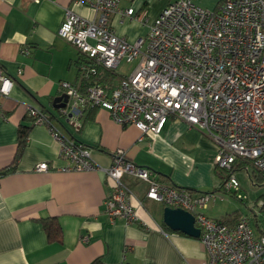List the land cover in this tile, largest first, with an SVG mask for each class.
I'll use <instances>...</instances> for the list:
<instances>
[{"label":"crops","instance_id":"crops-1","mask_svg":"<svg viewBox=\"0 0 264 264\" xmlns=\"http://www.w3.org/2000/svg\"><path fill=\"white\" fill-rule=\"evenodd\" d=\"M170 1L121 0L119 10L132 7L133 13H114L110 25L117 36L133 42L146 35L148 24ZM66 9L97 16L75 0H0V66L12 80L9 93L0 95V170L13 161L20 125L29 127L15 170L0 178V264H206L198 238L164 229L165 205L146 196L142 180L122 177L134 194L137 220L110 223L104 206L112 191L109 178L102 170H63L67 162L58 141L28 117L29 105L41 108L63 134L86 144L101 168L109 167L113 151L122 148L136 165L194 195L214 192L219 184L215 145L207 133L181 119L170 117L159 134H142L113 120L104 108L86 107L75 129L53 106L65 93L61 81L81 93L87 87L79 70L85 56L58 36ZM132 68L122 76L115 71L104 83L117 84ZM40 162H47L49 170L35 171ZM208 208L204 213L210 218L223 215L215 217ZM46 217L59 224L60 241L48 238L41 222Z\"/></svg>","mask_w":264,"mask_h":264},{"label":"built area","instance_id":"built-area-1","mask_svg":"<svg viewBox=\"0 0 264 264\" xmlns=\"http://www.w3.org/2000/svg\"><path fill=\"white\" fill-rule=\"evenodd\" d=\"M120 1L75 0L97 12L93 18L65 10L58 36L85 56L79 66L83 78L96 77L100 68L115 71L123 61L136 62L117 84L94 81L85 93L61 81L68 95L61 115L78 129L84 108H104L116 122L150 135L159 134L170 117L181 119L207 133L215 145V165L230 171L226 190L243 200L234 163L248 160L264 173V0H223L213 9L194 0H171L148 24L146 35L133 42L117 36L110 25L114 13H133L132 7L119 10ZM11 86L0 68V95ZM27 114L58 141L67 162L63 170H102L109 178L112 191L104 206L110 223L137 220L134 194L122 181L127 174L146 182L148 198L194 215L206 264H264V234L256 235L246 216L229 228L204 213L208 202L218 198L215 193L194 195L165 184L153 170L128 159L122 148L113 151L109 167L101 168L89 147L63 134L41 108L29 105ZM49 168L40 162L34 170Z\"/></svg>","mask_w":264,"mask_h":264},{"label":"rangeland","instance_id":"rangeland-1","mask_svg":"<svg viewBox=\"0 0 264 264\" xmlns=\"http://www.w3.org/2000/svg\"><path fill=\"white\" fill-rule=\"evenodd\" d=\"M222 0H194V3L198 6L205 8H215ZM133 63L122 62L120 66L115 70L119 76L125 75L134 66ZM251 162V161H250ZM243 163L244 165L236 166L233 170L236 178L240 183L239 193L243 200H239L234 196V190L227 191L224 184L223 189L217 192V196H221L215 200L216 206H212V201L208 202L209 212L216 215L219 212L222 214L231 215H244L250 219V224L256 235L264 233V179L254 176L252 173L251 163ZM223 175L226 174L223 169L221 170ZM216 175V174H215ZM225 183V182H224ZM222 216V215H221Z\"/></svg>","mask_w":264,"mask_h":264},{"label":"trees","instance_id":"trees-1","mask_svg":"<svg viewBox=\"0 0 264 264\" xmlns=\"http://www.w3.org/2000/svg\"><path fill=\"white\" fill-rule=\"evenodd\" d=\"M0 68H2V67L0 66ZM114 77H115V71L114 70H108V69L100 68L98 70L96 77H92L90 80L86 79V78H83V79L85 81V84L88 87V85L94 81L97 83H100V84H106V83H104L105 79H107V78L110 79V78H114ZM28 132H29V127H25V126L20 125V127L18 128L17 147H16V151H15V154L13 157V161L9 165H7L6 167H4L3 169L0 170V178L15 170L16 163H17L18 159L21 157V155L23 154L25 144H26V139L28 136ZM248 162H250V161H248V160H237L233 165V169H235L236 166H240L242 163H248ZM252 169H253L252 173L254 174V176H257L258 178L264 179V173H261L253 165H252ZM221 170L222 169L217 167L216 165L214 166V173L216 174V177L219 179V184L216 187V189L214 190V192H218V191H221V189H223V184H224L226 178L228 177V174L230 173V171L223 169V171L226 172V174L223 175V172ZM156 175H157L159 181L166 184L167 179L165 177H162L161 175H158L157 173H156ZM189 191L191 193L193 192V190H191V189H189ZM214 192H205V193H214ZM234 196L236 198H238L235 193H234ZM239 200L242 201V199H239ZM242 216H244V215H238V214L231 215V214L226 213V214L222 215L219 219H217V222H219V223H221V224H223L229 228H232L238 223V221L241 219ZM249 221H250V219H249ZM41 222H42V226H43L44 230L46 231V234L50 240H56V241L61 240V229H60L59 224L56 222L55 218L46 217V218H43L41 220ZM163 227H164V229L170 230L164 224H163ZM261 234H264V233H261ZM91 264H98V261L95 260Z\"/></svg>","mask_w":264,"mask_h":264},{"label":"water","instance_id":"water-1","mask_svg":"<svg viewBox=\"0 0 264 264\" xmlns=\"http://www.w3.org/2000/svg\"><path fill=\"white\" fill-rule=\"evenodd\" d=\"M68 95L66 93L53 100L55 108L66 106ZM163 224L170 230L181 232L190 237L198 238L200 229L195 225L194 215L179 207L165 206L163 208Z\"/></svg>","mask_w":264,"mask_h":264}]
</instances>
